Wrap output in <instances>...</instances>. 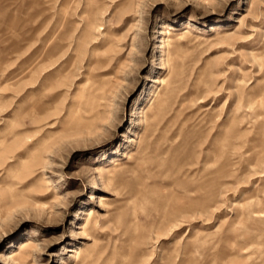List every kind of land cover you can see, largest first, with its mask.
Here are the masks:
<instances>
[{"label":"rangeland","instance_id":"1","mask_svg":"<svg viewBox=\"0 0 264 264\" xmlns=\"http://www.w3.org/2000/svg\"><path fill=\"white\" fill-rule=\"evenodd\" d=\"M0 264H264V0H0Z\"/></svg>","mask_w":264,"mask_h":264},{"label":"bare ground","instance_id":"2","mask_svg":"<svg viewBox=\"0 0 264 264\" xmlns=\"http://www.w3.org/2000/svg\"><path fill=\"white\" fill-rule=\"evenodd\" d=\"M86 212H89L88 213V216L90 218L91 214L93 213L92 211V208L90 209H87ZM89 218L86 219L87 222L89 221ZM88 228V227H87ZM33 245V241H31V239H27L25 241H23L20 246L18 247V251L17 249L16 250H13L9 257L12 258V259H16V260H22V258L24 257V255L27 253V250L28 248L32 247ZM80 252L79 250H76L75 254L77 255L76 258L80 255Z\"/></svg>","mask_w":264,"mask_h":264}]
</instances>
